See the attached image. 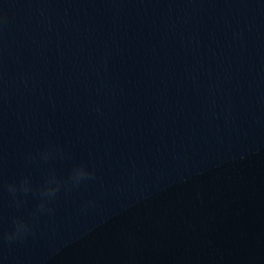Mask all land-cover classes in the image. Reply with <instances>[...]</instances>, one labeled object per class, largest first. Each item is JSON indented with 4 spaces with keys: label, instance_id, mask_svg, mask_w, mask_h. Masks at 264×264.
I'll use <instances>...</instances> for the list:
<instances>
[{
    "label": "water",
    "instance_id": "1",
    "mask_svg": "<svg viewBox=\"0 0 264 264\" xmlns=\"http://www.w3.org/2000/svg\"><path fill=\"white\" fill-rule=\"evenodd\" d=\"M0 264H264V0H0Z\"/></svg>",
    "mask_w": 264,
    "mask_h": 264
},
{
    "label": "clouds",
    "instance_id": "2",
    "mask_svg": "<svg viewBox=\"0 0 264 264\" xmlns=\"http://www.w3.org/2000/svg\"><path fill=\"white\" fill-rule=\"evenodd\" d=\"M87 175H90L88 173H86L83 168H79V169H76L74 174H73V181L78 183L83 177L87 176ZM53 182H54V178H53ZM10 191H14L13 188H11L10 186ZM58 191V185L56 187H47L46 189H44L41 193L42 196H47V197H54L56 192ZM44 203L41 202V204L39 205V208L41 211L44 210ZM27 231V225H25L24 223H21V222H17L16 223V231L15 233L13 234H9L8 235V239L11 240L13 239L16 235H19L23 232Z\"/></svg>",
    "mask_w": 264,
    "mask_h": 264
}]
</instances>
